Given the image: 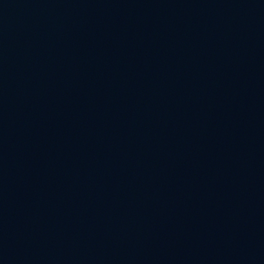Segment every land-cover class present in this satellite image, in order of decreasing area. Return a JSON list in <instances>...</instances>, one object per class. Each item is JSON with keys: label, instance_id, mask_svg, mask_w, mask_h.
<instances>
[{"label": "water", "instance_id": "obj_1", "mask_svg": "<svg viewBox=\"0 0 264 264\" xmlns=\"http://www.w3.org/2000/svg\"><path fill=\"white\" fill-rule=\"evenodd\" d=\"M0 264H264V0H0Z\"/></svg>", "mask_w": 264, "mask_h": 264}]
</instances>
